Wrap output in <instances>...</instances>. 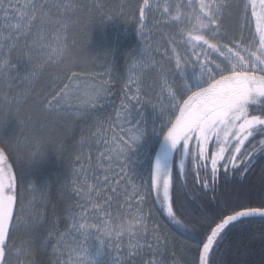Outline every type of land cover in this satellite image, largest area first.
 Masks as SVG:
<instances>
[{"label":"snow or ice","instance_id":"obj_1","mask_svg":"<svg viewBox=\"0 0 264 264\" xmlns=\"http://www.w3.org/2000/svg\"><path fill=\"white\" fill-rule=\"evenodd\" d=\"M189 4L188 13L172 18L168 38L161 33V41L147 47L132 66L115 116L96 120L95 131L82 136L77 163L85 159L86 147H96L99 155L89 158L88 168L81 164L79 172L74 170L72 184L76 187L72 191L79 212H69L70 227L55 233L53 249L60 255L67 251L64 264H97L89 253L90 236L99 242L97 251L107 253L110 264H127L125 254L130 258L144 251L153 253L148 264H165L163 257L175 247V241L161 234L160 226L145 214L146 196L152 197L177 231L184 230L181 235L191 231L193 238L200 237L196 245L199 264H222L214 257L230 226L257 217L264 220V164L260 165L261 186L256 193L241 189L224 194L219 184L221 174L244 178L264 160V0L243 3V23L236 28L225 26V20L230 10L240 9L239 3L189 0ZM121 7L130 8L142 36L151 31L148 23L155 12L149 0H135L134 6L130 0ZM102 8L82 0H0V79L7 86L0 108L14 110L22 123L31 122L25 116L26 105L42 117L37 122L39 138L0 139V264H23L24 249L17 246V231L26 224V231L34 232L46 222L36 211L35 219L29 216L22 223V212L15 210L21 202L17 194L20 177L14 170V163L21 160V143L31 146L33 156L40 154L59 125L89 116L112 94L109 81L73 71L82 66V53H76L78 59L71 63L62 57L65 49L75 48L72 30L81 13ZM164 14L168 15L167 9ZM152 27L169 26L156 23ZM21 60L29 65L22 75L15 71ZM187 65L196 70L194 84L183 75ZM45 80L49 87L37 90ZM148 106L154 114L150 127L144 116ZM134 113L138 119H133ZM149 136L153 139L142 153L148 163L147 178L141 177V183L135 184L125 168L133 150ZM186 161L191 162L187 169ZM209 203L214 212L205 209ZM125 209L147 215L150 232L98 239L87 228ZM52 235L50 231L49 237ZM69 239L71 243H65Z\"/></svg>","mask_w":264,"mask_h":264},{"label":"trees","instance_id":"obj_2","mask_svg":"<svg viewBox=\"0 0 264 264\" xmlns=\"http://www.w3.org/2000/svg\"><path fill=\"white\" fill-rule=\"evenodd\" d=\"M19 2L24 3L25 0H19ZM65 2L75 3L77 0H65ZM82 2L90 3L89 5L95 3L96 5H103V7L106 6L107 8L104 10L107 12L108 17L117 22V29L114 31V29L109 28L110 25L108 22H104L100 11L82 12L79 23L72 31L75 40L73 52L82 53L83 62L82 66L78 65L73 68V71L86 72L91 70L96 72L100 64L105 65L106 62H111V60H115V64L118 62L119 66L124 68V65L128 63L132 56L131 48H129L131 43L129 46L127 45L129 41H132L129 29V19L132 17L129 14L130 8L119 9L116 6L117 3H114L116 0H82ZM140 2L142 3L143 0H140ZM126 3L128 4V1ZM2 27L3 20L0 19V28ZM101 33L109 37L104 42L98 41V38H96ZM117 37H125V40L120 42ZM115 42H118V45L114 46ZM69 43L71 44L72 41L70 40ZM115 48H118L116 55L115 53L112 54ZM103 55L105 56L104 59ZM90 58H93V60L91 61ZM28 69L27 61L21 60L17 62L15 71L22 75ZM48 87L49 85L45 80L37 87V90ZM6 91V82L0 79V98ZM113 101L114 103H108L106 106L91 110L90 115L87 117H77L74 122L68 123L69 127L67 129L59 125L52 138L46 140L40 154L35 155L34 159H31L29 155V152L33 151L31 146L21 143V160L14 163V170L17 171L20 177L17 194L21 201L23 197L26 200L30 198L31 193L27 191L29 186L33 187L35 193L38 191L36 193L37 202L32 207H35V212L38 211L41 217L46 220L34 232H27L25 226L16 233L17 246L24 249V255L20 259H23L25 264H54V258L52 259L51 254L54 249L52 236L56 231L61 232L67 228L70 207L74 202L71 199L67 182L73 164H75L80 154L76 143L82 139V136L92 132L96 120H104L114 113L112 111L113 107L119 101L115 96ZM24 111L25 116L31 117V122L22 123V118L17 117L14 110L0 108V139L23 141L40 137L41 133L37 122H42V117L28 105L25 106ZM12 160L14 162L15 157ZM31 162L32 164H28ZM261 164H264V160L260 161L253 173L244 178L233 179L231 176L225 178L221 174L219 178L220 191L224 194H232L245 189L256 193L261 186ZM177 173L178 169L176 168L175 175ZM146 199L144 205L157 218L161 234L169 235L175 241V247H170L168 253L172 254L178 264H199L196 245L200 237L193 238L195 233L191 231L186 235H181L182 231H177V227L169 222L167 216L163 214V211L152 197L146 196ZM252 206L257 205L254 203ZM193 209L199 211L197 205H193ZM205 209L209 212L215 211V207L211 203L205 205ZM196 228L198 231L199 226L197 225ZM50 231L53 232L51 237H49ZM262 234H264V220L258 217L253 218L250 222L230 226L214 258L221 261L222 264H264V238H262ZM199 246L201 247L202 244ZM10 258L13 259L15 256ZM146 262L140 255L127 260V264H145Z\"/></svg>","mask_w":264,"mask_h":264},{"label":"rangeland","instance_id":"obj_3","mask_svg":"<svg viewBox=\"0 0 264 264\" xmlns=\"http://www.w3.org/2000/svg\"><path fill=\"white\" fill-rule=\"evenodd\" d=\"M127 1L129 4L130 0H116V2H114V3L115 4L117 3L116 6L119 7V9H121V8H125V7H121V6L126 5ZM226 2L239 3L241 5L240 9H238V10L237 9L230 10L228 13V16L225 20V26H228L231 28H236L238 23H243L242 5H243V3H247V0H226ZM131 4H132V6L135 5L134 0H131ZM149 4L151 6H153V11L155 12V15L150 19V21L148 23V28H150L151 31L146 30L145 35L142 36L138 31V29L140 28V25L138 23H136V20L133 17H131L129 19V21H130V24H129L130 28L129 29H130V33H131L130 37H132V41H129L127 45L129 46V44L131 43L129 48H131V55L132 56L129 59L128 63L126 65H124V68L123 67L121 68L119 66L118 62L115 64L114 63L115 60L114 61L111 60V62L108 61L109 63L106 62L105 65L100 64L99 67L97 68L96 72L91 71V70L86 71V73L89 75H96L97 80L109 81V83L112 87V94L110 96H108L102 102L101 106L98 107V108H100V107L106 106L108 103H114L113 97L115 96L119 102H118V104H116L113 107L112 111L114 113L110 114L109 117H114L116 110H118L120 108V101L123 99V93L121 92V88L123 87L124 83L127 81L128 77L132 74L130 71L132 69V66L134 64L138 63V61H140L142 59L143 52L145 51V49L147 47L152 46L156 42L161 41V33H163L164 39L168 38L169 30L171 28L172 18L177 16L178 13H188L190 11L189 0H149ZM106 8L107 7L104 6L100 10V14L104 18V22L106 21L110 25L109 28L114 29V31H116L117 22L116 21L114 22V20H112V18L107 16V12L104 10ZM165 9L168 10V15L164 14ZM137 15H138V12H137ZM115 16H117V15H115ZM156 23L165 24V25H168L169 27L164 28V29L152 27L153 24H156ZM124 33H125V31L123 32V34ZM171 34L175 35V32H172ZM236 34L239 35L240 33L237 32ZM96 38H98V41L101 40V42H104L109 37H107L106 35L104 36V34L101 33L100 35H97ZM117 38L119 39L120 42L125 40V37L124 38L117 37ZM176 38L180 39V37H178V36ZM117 43L113 44V45L116 46V45H118ZM117 49L118 48H115L112 51V54L115 53V55H116ZM113 57H114V55H113ZM104 58H105V56L103 55V59ZM90 60L92 61L93 58H90ZM113 63H114V65H113ZM136 71L139 72V69H136ZM183 75L188 78L190 83H193V84L196 83V80H195L196 70L191 65H187L184 67ZM148 82L151 83V81H148ZM144 116H145L146 123L150 127L153 123V120H154V114L152 112L151 106L145 107ZM133 119L134 120L138 119V117L136 116L135 113L133 114ZM68 123H63L60 126L67 129L69 127ZM105 127H107V124H105ZM94 131H95V128L93 127L92 132H94ZM152 139L153 138L151 136L147 137L145 142H144V145L138 146L136 149H134L133 152L131 153L130 157H129V162L126 165L125 171L127 172L130 180L135 184L141 183V177H144L145 179L147 178L146 169L148 168V163L143 159L142 153L144 151V147L149 142H151ZM80 143H81V140H78V143H76V146L79 147V149H78V152L80 153L79 156L82 155V153L80 151ZM25 144H27V143H25ZM23 145H24V143H23ZM31 153L32 152H29L30 158L34 159V156ZM98 155H99V150L96 147H92L91 149L86 147L83 151V156L85 157V159H82L80 161V163H77V160H76L75 164H73V169H72L71 175L69 176V181L67 182V184H68L67 187L70 189L71 199L74 200L72 206L70 207L71 212H75V213L79 212V208L77 207V199L78 198L75 196L74 192L72 191V188L76 187L75 185L72 184V181L74 179V170L76 172H79L81 164H83L85 168H88L89 167V163H88L89 158H95ZM177 161H179L178 157H177ZM190 163H191L190 161H186L185 167L186 168L190 167ZM28 164H32V162L28 163ZM175 170H176V168L174 169V175H175ZM117 171H119L118 167H117ZM178 171H179V169H178ZM121 178L122 177H117V180H119ZM88 183L91 184V183H93V181L89 180ZM115 183H116V181H113L114 186H115ZM27 191H30V193H31L30 198L26 200L23 197L21 199V202L16 206V209H15L16 211L22 212V223L27 222L29 216H31L32 219L36 218V212L34 210L35 207L33 208L32 206L34 204H36V202H37L36 201L37 200L36 193L38 191L35 193V190H33V187H31V186L28 187ZM128 191L131 194V188L130 187H129ZM145 200H147V199L145 198ZM142 207H143L145 214H148L152 217V222L157 224V218L155 217L154 213L149 211V209L146 207V205L143 204ZM70 224H71V221L68 218V226L66 229H64L61 232H66L68 230V228L70 227ZM25 226H27V225H25ZM181 231H183V230L181 229ZM52 237H53V243L55 245V234ZM65 243L70 244L71 240L69 239ZM88 243L90 245L89 253H90V255L94 256L97 264H110V262L108 260L107 253L104 251H101V252L97 251L98 246H99V242L96 241L93 236L89 237ZM152 243L154 244L155 242L152 241ZM124 244H125V246L127 245V240H125ZM63 247L64 246L61 245V250L63 249ZM169 250H170V248L167 250V252L165 253V255L163 257V259L165 260V264H178L176 259H174V257L172 256V254L168 253ZM51 254H52V259L54 258V264H57V261H59V264H64V262L68 259L67 251H64L63 255H60L59 251L54 252V250H52ZM139 255L142 256L145 261H147L145 264H148V261L153 258V253L148 252V251H144ZM135 256H137V255H135ZM135 256H132V257H135ZM132 257H130V258H132ZM125 258L127 260L130 259L129 257L126 256V254H125ZM9 259H11V258L9 257ZM12 260H15V258H13ZM21 261L23 262V264H25L23 259H21Z\"/></svg>","mask_w":264,"mask_h":264},{"label":"clouds","instance_id":"obj_4","mask_svg":"<svg viewBox=\"0 0 264 264\" xmlns=\"http://www.w3.org/2000/svg\"><path fill=\"white\" fill-rule=\"evenodd\" d=\"M62 57L69 63L78 59L77 54L69 49L62 52ZM151 227L152 224L147 215L127 209L117 210L111 216H105L99 223L87 226L88 229L93 230L92 234L98 239L139 237L150 232Z\"/></svg>","mask_w":264,"mask_h":264},{"label":"bare ground","instance_id":"obj_5","mask_svg":"<svg viewBox=\"0 0 264 264\" xmlns=\"http://www.w3.org/2000/svg\"><path fill=\"white\" fill-rule=\"evenodd\" d=\"M202 247V246H201Z\"/></svg>","mask_w":264,"mask_h":264},{"label":"flooded vegetation","instance_id":"obj_6","mask_svg":"<svg viewBox=\"0 0 264 264\" xmlns=\"http://www.w3.org/2000/svg\"><path fill=\"white\" fill-rule=\"evenodd\" d=\"M178 162V161H177Z\"/></svg>","mask_w":264,"mask_h":264}]
</instances>
